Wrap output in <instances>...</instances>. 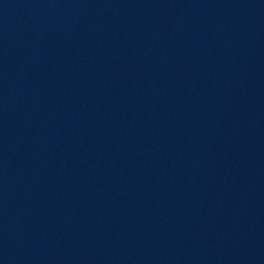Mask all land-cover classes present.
<instances>
[{
  "label": "water",
  "instance_id": "water-1",
  "mask_svg": "<svg viewBox=\"0 0 264 264\" xmlns=\"http://www.w3.org/2000/svg\"><path fill=\"white\" fill-rule=\"evenodd\" d=\"M0 264H264V0H0Z\"/></svg>",
  "mask_w": 264,
  "mask_h": 264
}]
</instances>
